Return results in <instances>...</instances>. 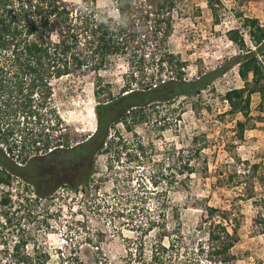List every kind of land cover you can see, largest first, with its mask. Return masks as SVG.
I'll return each instance as SVG.
<instances>
[{"label": "rangeland", "instance_id": "1", "mask_svg": "<svg viewBox=\"0 0 264 264\" xmlns=\"http://www.w3.org/2000/svg\"><path fill=\"white\" fill-rule=\"evenodd\" d=\"M62 1L76 9L84 5L83 0ZM222 3L221 22L215 24L207 0H177L173 33L167 46L186 64V79H196L235 61L239 50L227 33L240 27L237 14L257 18L264 25V0ZM101 7L108 8L111 19L116 18L111 2H102ZM246 39L249 41L248 36ZM128 69L123 59H116L101 72L105 86H110L114 95L124 85ZM251 79L252 75L242 77L236 65L199 95L158 102L155 112L152 106L147 108L149 118L131 121V131L122 123L117 124L121 138H112L110 152L97 156L87 185L76 189L78 180L88 174L90 163L61 167L54 163L49 167V162H45L35 170L42 175L40 187L48 186L46 180L54 183L52 196L39 200L29 197V201L20 202L23 197L16 195L23 184L0 187V199L6 191L14 202L10 213L15 227L4 233L8 245L12 246L20 236H28L26 252L35 259H44L43 253H49L47 264H63L62 254L67 257L71 250L78 252L85 264H94L99 246L106 259L120 264L127 252V241L137 235L139 225L160 219L168 223L170 230L180 217L183 232L192 234L208 205L223 210L234 208L241 217L232 264H264V109H259L260 97L254 95L251 116L255 126L240 141L236 139V123L243 118L229 115L225 100L231 89L242 88ZM53 88L54 104L71 145L76 146L98 127L96 105L104 98L95 97L96 74L78 72L55 80ZM124 108L111 107L118 113L114 119ZM7 123L14 125L16 121ZM138 145L144 148L140 156ZM198 149L200 154L195 152ZM179 156L193 165L192 175L177 172ZM235 158L242 163L247 161L248 170L242 163L237 165ZM252 166L258 170H251ZM234 170L239 172L235 179L237 188L219 187V175ZM34 189L31 185V191ZM29 214L33 221L26 224ZM154 233L148 241L154 239ZM3 247L1 239L0 249Z\"/></svg>", "mask_w": 264, "mask_h": 264}, {"label": "trees", "instance_id": "2", "mask_svg": "<svg viewBox=\"0 0 264 264\" xmlns=\"http://www.w3.org/2000/svg\"><path fill=\"white\" fill-rule=\"evenodd\" d=\"M102 2H111L115 19L110 18L108 8L101 7ZM207 2L215 24H219L222 0ZM83 4L76 9L62 0H0V187L23 184L16 195L23 197L20 202L29 201V197L47 198L55 192L52 181L46 180L48 186L40 187L42 175L35 169L41 163L61 167L88 162V174L78 180L76 189L87 185L97 156L110 152L112 138H121L117 124L131 131V121L149 118L147 108L152 106L155 112L158 102L199 95L236 65L242 77L252 75L244 87L231 89L225 96L228 114L243 118L236 123V139L243 141L246 131L255 126L251 116L254 95L260 97L259 109H264V25L259 19L237 14L240 27L227 33L239 50L235 61L196 79H186V64L167 46L177 0H83ZM116 59H123L129 68L118 95L105 86L101 75ZM85 71L96 74L95 97L104 99L96 105V132L72 146L54 104L53 83ZM120 105L125 108L114 119L118 113L111 107ZM8 120L16 123L9 125ZM111 130L116 133L111 135ZM143 151L138 145V156ZM236 159L237 165L242 163ZM178 161V173L190 176L195 172L190 161H183L181 156ZM242 164L247 170L250 167L247 161ZM250 169L258 170L255 166ZM238 175L235 170L221 173L217 184L237 188ZM12 197L3 191L0 199V240L5 245L0 249V264H47L49 253H43L44 259H35L26 252L28 236L8 245L4 233L15 227L10 213ZM234 211L207 205L197 230L188 235L180 217L170 230L166 221L150 219L127 241L120 264H204L203 258L206 264H232L241 228V217ZM30 218L29 214L26 224L33 221ZM152 233L154 239L148 241ZM96 248L94 264H119L110 262L100 247ZM35 252L39 253L37 249ZM62 256L63 264H85L76 251Z\"/></svg>", "mask_w": 264, "mask_h": 264}]
</instances>
